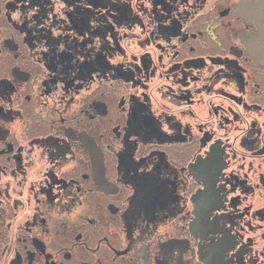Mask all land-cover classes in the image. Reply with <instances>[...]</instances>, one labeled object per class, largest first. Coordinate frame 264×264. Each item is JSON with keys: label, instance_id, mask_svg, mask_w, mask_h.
Here are the masks:
<instances>
[{"label": "flooded vegetation", "instance_id": "obj_1", "mask_svg": "<svg viewBox=\"0 0 264 264\" xmlns=\"http://www.w3.org/2000/svg\"><path fill=\"white\" fill-rule=\"evenodd\" d=\"M262 3L0 0V264H264Z\"/></svg>", "mask_w": 264, "mask_h": 264}, {"label": "water", "instance_id": "obj_2", "mask_svg": "<svg viewBox=\"0 0 264 264\" xmlns=\"http://www.w3.org/2000/svg\"><path fill=\"white\" fill-rule=\"evenodd\" d=\"M259 6L264 11V3L260 4ZM249 12H250L251 16H254L255 13H258L257 5L251 7ZM260 26H261V33H264V14L260 15ZM257 38L259 39L260 45L264 46V37H257ZM262 49H263V47H262ZM257 51L259 52L258 56H260L261 58L264 57V54H262L259 49H257Z\"/></svg>", "mask_w": 264, "mask_h": 264}]
</instances>
